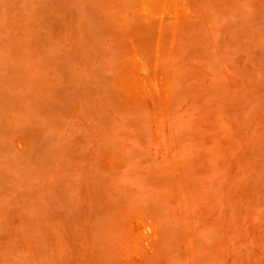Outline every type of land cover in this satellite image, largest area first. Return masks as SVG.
Instances as JSON below:
<instances>
[{"label":"rangeland","instance_id":"374dc122","mask_svg":"<svg viewBox=\"0 0 264 264\" xmlns=\"http://www.w3.org/2000/svg\"><path fill=\"white\" fill-rule=\"evenodd\" d=\"M136 1L0 0V264H264V0L165 19L167 102Z\"/></svg>","mask_w":264,"mask_h":264},{"label":"bare ground","instance_id":"6f19581e","mask_svg":"<svg viewBox=\"0 0 264 264\" xmlns=\"http://www.w3.org/2000/svg\"><path fill=\"white\" fill-rule=\"evenodd\" d=\"M193 1V0H192ZM196 1V0H195ZM135 2V1H134ZM188 3V2H187ZM135 4V6L136 7H134L135 8V12H133V13H136V16H137V19L139 20V21H141V23H143L145 26H148V28L150 29V31L152 32V33H154L155 34V39H156V42L157 43H153V44H155V45H157V46H154L155 48L157 47L158 48V52L156 53V51H155V57H156V59H155V61L154 62H152V63H148L147 65H144L143 63H140V62H135L134 61V58L132 57L131 58V62H130V64L129 65H127L128 66V68H126L128 71H125L124 70V72H127L126 73V75H127V77L126 76H124V78L126 77V81H125V83H126V85H127V87H129L130 89H132V90H134V91H137V92H140L141 93V91L143 90V91H145L146 93H142V95L143 96H145L146 98H149V99H151V100H153V101H155V102H157V100L159 101H165V102H167L168 100H169V98H168V100H166L167 99V97H168V92H167V85H168V82H167V80H166V76H164L163 75V69L164 70H169L168 68H170V70H172L171 68V66L169 67V65H167V69H166V66L164 65V68H162L161 67V62H160V57H159V49H161L160 48V44H161V42H162V40H163V34H162V30H165V29H167L166 27H165V29H164V27L163 26H166V25H164V23H165V19H170L171 20V23L173 24V26H174V28H175V30L177 31L178 29H177V27H178V25L181 23V21H183V20H188V19H191L192 17H196V16H192V13H191V11L192 10H194V9H190L191 11L189 12L188 11V8H187V5L188 4H186L185 3V1L184 0H137L136 1V3H134ZM191 4L192 3H190L189 4V7L191 6ZM134 6V5H133ZM195 6V5H194ZM193 7V6H192ZM192 7H190V8H192ZM194 8V7H193ZM132 9H133V7H132ZM192 12H195V11H192ZM129 13H131V12H129ZM196 14H197V12H196ZM126 16H129V15H126ZM131 16H129L128 17V19L127 20H129V18H130ZM134 17V16H133ZM132 17V18H133ZM134 18H136V17H134ZM197 18V17H196ZM199 18V17H198ZM137 20V21H138ZM197 20V19H196ZM126 21V20H125ZM138 21V22H139ZM193 21V20H192ZM126 22H128V21H126ZM129 22H130V20H129ZM140 22H139V25L141 24ZM134 24H135V22H134ZM183 24V23H182ZM181 24V25H182ZM127 25H129L128 23H127ZM143 25V26H144ZM180 25V26H181ZM141 26H142V24H141ZM142 26V27H143ZM145 26L143 27V28H145ZM129 29H131L129 26H127ZM138 28H136L137 30H139L140 28H139V26H137ZM134 28V27H133ZM171 28H172V26H171ZM171 28H169V34H170V29ZM132 30V34H134L135 32H136V30H135V32L133 33V30L134 29H131ZM183 30V26H182V28L181 29H179L178 30V32H179V34H181L180 32ZM126 31H128V29L126 30ZM130 31V30H129ZM141 31V30H140ZM165 31H167V30H165ZM164 31V32H165ZM139 31H137V33H138ZM143 32H144V30H143ZM146 32H147V30H146ZM150 32V33H151ZM168 32V31H167ZM177 32V33H178ZM126 33H128V32H126ZM176 32H174L173 34H174V37L176 36V34H175ZM182 33H183V31H182ZM131 34V35H132ZM127 35V34H126ZM183 35V34H182ZM129 33H128V37L127 38H129ZM132 36H134V35H132ZM132 36H130V37H132ZM149 36V35H148ZM180 36V35H179ZM135 37V36H134ZM172 37V36H171ZM170 37V38H171ZM148 38H151V37H148ZM153 38V37H152ZM173 38V37H172ZM175 38H177V39H180V38H182L181 36H180V38H178V35H177V37H175ZM129 39H131V38H129ZM132 39L134 40V38L132 37ZM135 39H137V37L135 38ZM154 39V38H153ZM153 39H151L152 41H153ZM174 39V38H173ZM177 39H174V40H177ZM139 40H141V39H139ZM130 41H132V40H130ZM142 41V40H141ZM129 42V41H128ZM143 42V41H142ZM176 42V41H175ZM140 43V42H139ZM144 43V42H143ZM148 43V42H147ZM152 43V42H151ZM149 44V43H148ZM152 44V45H153ZM164 44V43H163ZM166 44V43H165ZM176 44V43H175ZM174 44V45H175ZM132 45V44H131ZM151 45V46H152ZM178 45V44H177ZM177 45H175V47L177 46ZM133 46V45H132ZM146 47V46H145ZM152 48H153V46H152ZM154 48V49H155ZM173 49H174V47H172ZM177 48V47H176ZM146 50L148 49V48H145ZM172 49V50H173ZM157 50V49H156ZM172 50H169V51H172ZM174 51V50H173ZM147 52V51H146ZM150 52H152V50H150ZM127 53V52H126ZM153 53H154V50H153ZM152 53V54H153ZM172 53V52H171ZM129 54H130V56H133L134 54H136V50H130L129 51ZM147 55L146 56H148V53H146ZM166 54H167V52H166ZM173 55H174V53H172ZM127 55V54H126ZM143 55V54H142ZM172 55V56H173ZM139 56V55H138ZM151 56V55H150ZM166 55H164V57H165ZM143 57H145V56H143ZM167 57V56H166ZM136 58V57H135ZM166 59V58H165ZM169 59V58H168ZM172 61H173V58L171 59ZM147 61H148V59H147ZM150 61H151V59H150ZM165 61H168L167 59L165 60ZM169 62H171L170 61V59H169ZM162 63H164V62H162ZM166 64H169L168 62H165ZM164 63V64H165ZM172 64V63H171ZM126 66V65H125ZM151 67V68H150ZM125 68V67H124ZM152 69V73H154V74H152L153 76H152V78H154V79H152V81L149 83L148 82V80H150V79H148L149 78V73H148V70H151ZM155 70V71H154ZM154 71V72H153ZM166 71H164V72H166ZM169 72V71H168ZM168 72H166V73H168ZM151 74V73H150ZM155 75V76H154ZM170 76V75H169ZM171 78V77H170ZM131 80V81H130ZM171 82V81H170ZM170 82H169V84H170ZM171 85V84H170ZM169 85V86H170ZM171 87V86H170ZM160 130V128H157V131H159ZM156 132V131H155ZM160 132V131H159ZM159 132H157V134L159 133ZM153 221H155V220H153ZM153 221H151V223H153ZM146 224H147V222L146 221H144ZM156 222V221H155ZM149 223V222H148ZM150 224V223H149ZM154 227V226H153ZM157 227V226H156ZM155 227V228H156ZM146 229H147V227H146ZM157 229H158V227H157ZM148 230V229H147ZM154 230V229H153ZM158 231V230H157ZM149 232V231H148ZM148 232L146 233V234H148ZM153 235V232H152V229H151V232H150V235L148 234V236H152ZM157 235V233L155 234V236ZM148 236H146V237H148ZM154 237V236H153ZM152 237V238H153ZM155 239H156V237H154ZM143 239H145L146 240V238L145 237H143ZM150 238H148L147 240H149ZM150 240H153V239H150ZM154 242H155V240H154ZM144 243V242H143ZM150 244V243H149ZM154 244V243H153ZM145 245V244H144ZM148 245V244H147Z\"/></svg>","mask_w":264,"mask_h":264}]
</instances>
